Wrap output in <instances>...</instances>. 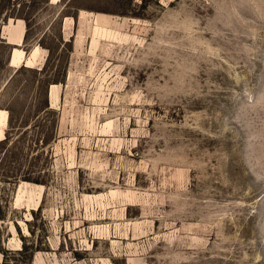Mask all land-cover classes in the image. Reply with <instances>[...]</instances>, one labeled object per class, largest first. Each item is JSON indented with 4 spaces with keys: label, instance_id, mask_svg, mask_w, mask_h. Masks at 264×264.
<instances>
[{
    "label": "rangeland",
    "instance_id": "374dc122",
    "mask_svg": "<svg viewBox=\"0 0 264 264\" xmlns=\"http://www.w3.org/2000/svg\"><path fill=\"white\" fill-rule=\"evenodd\" d=\"M51 3L0 0V264H264V0Z\"/></svg>",
    "mask_w": 264,
    "mask_h": 264
},
{
    "label": "bare ground",
    "instance_id": "6f19581e",
    "mask_svg": "<svg viewBox=\"0 0 264 264\" xmlns=\"http://www.w3.org/2000/svg\"><path fill=\"white\" fill-rule=\"evenodd\" d=\"M55 1H58V0H55ZM22 61L24 63V54H23V52H20L19 50H16V54L13 57L12 64L13 65H17V64H19V62H22ZM57 88L58 87L55 86V85L51 86V94L50 95H51V104L52 105H55L56 102H57V99H58V90H57ZM7 121H8L7 112L0 110V127H3L4 125H6ZM0 135H1V130H0Z\"/></svg>",
    "mask_w": 264,
    "mask_h": 264
},
{
    "label": "crops",
    "instance_id": "0c3cea01",
    "mask_svg": "<svg viewBox=\"0 0 264 264\" xmlns=\"http://www.w3.org/2000/svg\"><path fill=\"white\" fill-rule=\"evenodd\" d=\"M50 4H52V3H51V0H50ZM70 19H71V18H70ZM66 22H67V19H65V21H64V25H63V30H64V32L66 31V29H65V24H66ZM71 24H72V25H71V29H72V26H73V24H74V21H72ZM10 34L13 35V31L10 32ZM4 39L6 40L5 37H4ZM23 39H24V37L21 38V39L19 40V42H21V43H11V44H12V45L14 44L15 46H16V45L19 46V45L22 44ZM9 40H10V39H9ZM7 42H8V41H7ZM9 44H10V43H9ZM21 46H22V45H21ZM41 49H42V48H41ZM31 51H32V50H31ZM38 51H39L38 48H36L35 51H34V53H33V57H32V59H29L30 61H28L29 64H30L31 62H34V61H35V59H36V57H37V55H38ZM13 52H14V51H13ZM13 52H12V53H13ZM15 54H16V51L13 53V56H12V54H11V56H12L11 59H12V60H13V57H14ZM25 54L28 56L30 53L28 54V53L25 52ZM41 57H42V59H43V62H42L41 65H43V63L45 62V57H46V55H45L43 49H42V51H41ZM26 61H27V57L24 56V62H26ZM20 63H23V61H22V62H19V64H20ZM10 64H12V63H11V60H10ZM36 66H39V65H36ZM12 67H13V66H12ZM49 104H50V102H49Z\"/></svg>",
    "mask_w": 264,
    "mask_h": 264
},
{
    "label": "trees",
    "instance_id": "16d2710c",
    "mask_svg": "<svg viewBox=\"0 0 264 264\" xmlns=\"http://www.w3.org/2000/svg\"><path fill=\"white\" fill-rule=\"evenodd\" d=\"M52 85V84H51ZM47 108H49V103H48V106H47ZM26 250L25 249H22L21 251H18L19 252V254L20 253H24ZM31 260L30 261H28L26 264H31Z\"/></svg>",
    "mask_w": 264,
    "mask_h": 264
}]
</instances>
